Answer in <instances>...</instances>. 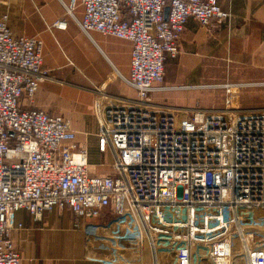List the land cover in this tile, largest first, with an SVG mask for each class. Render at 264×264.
I'll use <instances>...</instances> for the list:
<instances>
[{"label": "built area", "instance_id": "1", "mask_svg": "<svg viewBox=\"0 0 264 264\" xmlns=\"http://www.w3.org/2000/svg\"><path fill=\"white\" fill-rule=\"evenodd\" d=\"M84 6L80 25L87 34L133 45L129 82L136 103L104 104L103 96L94 103L100 164L117 174L91 175L89 149L77 143L71 122L34 106L48 77L43 41L15 36L3 15L0 264L22 261L11 237L16 212L41 220L55 207H69L75 226L104 219L94 226L112 239L99 256L106 264L132 260L131 251L135 264H151L145 246L152 264H264V243H252L255 233L248 232L264 224V109L229 108L243 86L229 82L228 109L218 114L198 108L179 116L151 102L153 92L166 89V56L180 54L187 20L226 24L230 11L218 0H84Z\"/></svg>", "mask_w": 264, "mask_h": 264}, {"label": "crops", "instance_id": "2", "mask_svg": "<svg viewBox=\"0 0 264 264\" xmlns=\"http://www.w3.org/2000/svg\"><path fill=\"white\" fill-rule=\"evenodd\" d=\"M70 2L0 0V20L7 14L15 36L43 41V67L48 77L40 83L34 106L71 122L77 143L89 149L91 175L115 176L112 166L99 162V119L94 103L100 96L104 104L136 103L137 90L129 82L133 45L97 31L87 34L80 25L84 0H76L72 14L67 11ZM218 3L230 11L231 19L211 27L194 18L187 20L181 52L166 56L161 84L166 89L153 92V104L175 111L199 108L212 113L225 104L214 106L218 99L211 88L229 82L242 83L243 93L251 95L250 89L264 90V0ZM59 20L66 22L65 28L53 26ZM201 99L206 105H200ZM252 109H264V105L248 108ZM104 223L101 218L84 219L81 226H75L69 207H55L41 220L18 210L11 237L21 253V264H106L99 256L109 247L94 226Z\"/></svg>", "mask_w": 264, "mask_h": 264}, {"label": "rangeland", "instance_id": "3", "mask_svg": "<svg viewBox=\"0 0 264 264\" xmlns=\"http://www.w3.org/2000/svg\"><path fill=\"white\" fill-rule=\"evenodd\" d=\"M218 83H220V82H218ZM224 84L225 83L219 85L217 88L216 87L215 88H211V90H210V92L213 93L215 100L218 99L217 103H215L214 106L221 107V105L223 106V104H225V108L224 109H222V107H221V108L216 109V111H223V110L228 109V105L226 103L227 93H226V90L224 88ZM243 91H244V89H242V87L238 90L237 99H235L236 101L233 102L229 106V108L234 106V107L241 108L242 111H249L248 110L249 107H256V106L264 105V90L263 89H261V90L250 89L249 92H252V95L251 94H247L245 92L243 93ZM151 102H152V95H151ZM200 103H201L200 104L201 106L206 105V101L204 99H201ZM166 108H168V107H166ZM170 108H172V107H170ZM170 108H168V109H170ZM192 109L193 108H186V109H183V110H181V109L179 110L178 109L176 111L173 110V112H175L179 116H183L186 113L190 114ZM212 113H216V112H212ZM216 114H218V113H216ZM188 117H189V115H187V116H185L183 118L186 119ZM110 166H111V164H110ZM101 167L102 166H100V168ZM243 210H246V209H243ZM249 212H250L251 215H257V212H255V211H249ZM263 213H264V211H263ZM250 231H253L255 233L253 235V237H252V241H251L252 243H256V244L264 243V224H263V226H260V227H258V229H255V230L249 229L248 232H250ZM104 239L105 240H112V239H110L108 237H104ZM144 250H145V254H146V257H147V260H148V263H149L150 259L152 261V256H151V253H150V247L145 246ZM127 253L130 256L129 257L127 255V257L128 258H132V260H127V262L129 264H133V262H134L133 258L137 257L136 256L137 255V251H134V252L131 251V252H127ZM134 264H135V262H134ZM151 264H152V262H151Z\"/></svg>", "mask_w": 264, "mask_h": 264}, {"label": "water", "instance_id": "4", "mask_svg": "<svg viewBox=\"0 0 264 264\" xmlns=\"http://www.w3.org/2000/svg\"><path fill=\"white\" fill-rule=\"evenodd\" d=\"M168 8H166V10H165V16L167 17L168 16Z\"/></svg>", "mask_w": 264, "mask_h": 264}]
</instances>
